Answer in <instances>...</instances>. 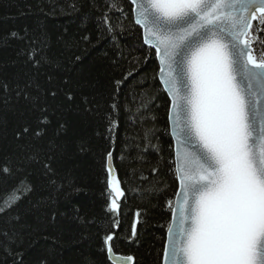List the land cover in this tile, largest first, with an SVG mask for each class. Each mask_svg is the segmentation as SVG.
Instances as JSON below:
<instances>
[{
	"label": "trees",
	"instance_id": "1",
	"mask_svg": "<svg viewBox=\"0 0 264 264\" xmlns=\"http://www.w3.org/2000/svg\"><path fill=\"white\" fill-rule=\"evenodd\" d=\"M158 69L128 0H0V264H112L109 234L161 264L177 178Z\"/></svg>",
	"mask_w": 264,
	"mask_h": 264
},
{
	"label": "snow or ice",
	"instance_id": "2",
	"mask_svg": "<svg viewBox=\"0 0 264 264\" xmlns=\"http://www.w3.org/2000/svg\"><path fill=\"white\" fill-rule=\"evenodd\" d=\"M131 2L144 43L160 57L158 75L170 97L168 120L178 145L181 199L165 264H264V0ZM256 42L259 58L253 55ZM31 132L25 126L16 135ZM112 159L109 151L110 174ZM107 183L111 211L118 212L123 181ZM112 239L109 234L106 244ZM107 252L111 258L113 245Z\"/></svg>",
	"mask_w": 264,
	"mask_h": 264
},
{
	"label": "water",
	"instance_id": "3",
	"mask_svg": "<svg viewBox=\"0 0 264 264\" xmlns=\"http://www.w3.org/2000/svg\"><path fill=\"white\" fill-rule=\"evenodd\" d=\"M129 3L131 4L132 6V14H133V19H134V23H135V13L133 12V9L135 8V5L132 4L131 0H128ZM136 24V23H135ZM137 25V24H136ZM140 29H141V32H142V39H143V43H144V31L143 29L137 25ZM145 44V43H144ZM147 47H149V45L145 44ZM150 48V47H149ZM152 49V48H151ZM154 52H155V49H152ZM253 55L255 56V53L253 52ZM155 58H156V61L158 63V68L160 69V57L156 54L155 52ZM159 69H158V73H159ZM157 77H158V81L160 83V79H159V75L157 74ZM161 87L163 88V85L160 83ZM168 100H169V104H170V97L168 96V93L167 91L163 88ZM168 123H169V131H170V134H171V125H170V122L168 120ZM171 138H172V141H173V152H174V162L176 160V149L178 147L177 145V142H176V139L175 137H173L171 135ZM183 151V149H182ZM111 165H112V168H113V172L110 174L109 171H108V174H109V179H117L116 177V172H115V169L113 167V164H112V161H111ZM176 178H177V173H176ZM180 183H179V180L177 178V190H176V194H175V197H174V201H173V206H172V211H171V218H170V223H169V226H168V229L166 231V235H165V243H164V249H163V254H162V260H161V264H165V248H166V245H167V234H168V230L170 228H172L173 230L174 229V220H176V217L174 215L175 213V210L177 209V207H179L180 205L178 204V200L181 199L180 197ZM110 245V241L107 243V246ZM108 254V259L109 261L112 263V264H124V261L127 257L129 256H122V255H117V254H114L112 253L111 254V258H110V254L107 252ZM131 257V256H130ZM128 264H134V261H133V258L131 261H128Z\"/></svg>",
	"mask_w": 264,
	"mask_h": 264
},
{
	"label": "rangeland",
	"instance_id": "4",
	"mask_svg": "<svg viewBox=\"0 0 264 264\" xmlns=\"http://www.w3.org/2000/svg\"><path fill=\"white\" fill-rule=\"evenodd\" d=\"M254 48V47H253ZM255 53V52H254Z\"/></svg>",
	"mask_w": 264,
	"mask_h": 264
},
{
	"label": "bare ground",
	"instance_id": "5",
	"mask_svg": "<svg viewBox=\"0 0 264 264\" xmlns=\"http://www.w3.org/2000/svg\"><path fill=\"white\" fill-rule=\"evenodd\" d=\"M254 22V21H253Z\"/></svg>",
	"mask_w": 264,
	"mask_h": 264
}]
</instances>
